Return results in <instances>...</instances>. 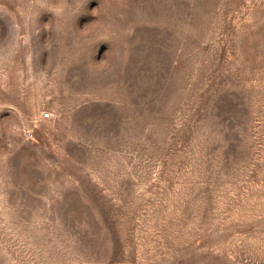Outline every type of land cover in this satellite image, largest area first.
<instances>
[{"label":"rangeland","instance_id":"obj_1","mask_svg":"<svg viewBox=\"0 0 264 264\" xmlns=\"http://www.w3.org/2000/svg\"><path fill=\"white\" fill-rule=\"evenodd\" d=\"M0 264H264V0H0Z\"/></svg>","mask_w":264,"mask_h":264},{"label":"built area","instance_id":"obj_2","mask_svg":"<svg viewBox=\"0 0 264 264\" xmlns=\"http://www.w3.org/2000/svg\"><path fill=\"white\" fill-rule=\"evenodd\" d=\"M42 116L43 117H48L49 116V112H47V111L42 112Z\"/></svg>","mask_w":264,"mask_h":264}]
</instances>
